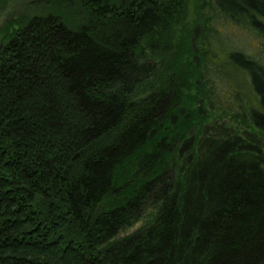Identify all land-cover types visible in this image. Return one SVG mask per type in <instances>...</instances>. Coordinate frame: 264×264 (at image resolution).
Returning <instances> with one entry per match:
<instances>
[{"label": "trees", "instance_id": "obj_1", "mask_svg": "<svg viewBox=\"0 0 264 264\" xmlns=\"http://www.w3.org/2000/svg\"><path fill=\"white\" fill-rule=\"evenodd\" d=\"M188 6L47 0L8 24L0 264H264V0Z\"/></svg>", "mask_w": 264, "mask_h": 264}, {"label": "rangeland", "instance_id": "obj_2", "mask_svg": "<svg viewBox=\"0 0 264 264\" xmlns=\"http://www.w3.org/2000/svg\"><path fill=\"white\" fill-rule=\"evenodd\" d=\"M47 0H0V40L5 33V29L10 22L15 21L19 18H28L33 16L39 9V5L45 3ZM197 0H188V7L191 13L194 10V6ZM221 23L218 24L219 27H223V31L227 36L235 37L236 42L240 46H249L250 44H255V38L242 30L228 26ZM148 218L145 217V222ZM144 221H141L125 230L121 231L118 237H123L125 235L131 234L137 230Z\"/></svg>", "mask_w": 264, "mask_h": 264}]
</instances>
